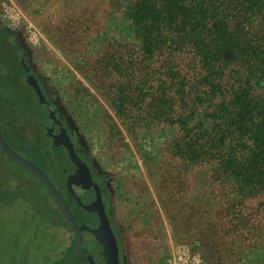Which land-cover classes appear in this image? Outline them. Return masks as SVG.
Returning a JSON list of instances; mask_svg holds the SVG:
<instances>
[{"label": "rangeland", "instance_id": "1", "mask_svg": "<svg viewBox=\"0 0 264 264\" xmlns=\"http://www.w3.org/2000/svg\"><path fill=\"white\" fill-rule=\"evenodd\" d=\"M109 5L110 0H0V25L26 49L83 151L107 174L131 264H264V193L227 197L203 161L189 164L172 153V128L157 120L146 123L137 107L125 118L116 114L110 101L115 83L98 59L110 49L113 34L126 37L128 31L121 18H109ZM32 109L39 134H28L32 151L20 153L40 164L33 154L39 150L51 163L56 149L48 131L56 121L36 117V106ZM10 174L18 183L5 193ZM0 179V230L9 248L7 231L28 234L34 206L44 203L46 192L1 151ZM40 208L53 222V209ZM38 242L44 243L37 236L31 244L34 259ZM45 243L53 264H61L65 255L54 237Z\"/></svg>", "mask_w": 264, "mask_h": 264}, {"label": "trees", "instance_id": "2", "mask_svg": "<svg viewBox=\"0 0 264 264\" xmlns=\"http://www.w3.org/2000/svg\"><path fill=\"white\" fill-rule=\"evenodd\" d=\"M109 8L128 31L113 34L98 59L115 83L116 114L125 118L137 107L146 123L172 128V153L189 164L203 161L227 197L264 193V0H110ZM17 45L0 25V130L21 155L32 107L36 117L56 120ZM56 124L51 145L83 163Z\"/></svg>", "mask_w": 264, "mask_h": 264}, {"label": "flooded vegetation", "instance_id": "3", "mask_svg": "<svg viewBox=\"0 0 264 264\" xmlns=\"http://www.w3.org/2000/svg\"><path fill=\"white\" fill-rule=\"evenodd\" d=\"M8 33L11 34L18 43L14 34ZM17 46L21 49L22 55L28 61V65L26 66L27 71L36 76V81L42 89V94L49 101L50 111L55 115V120L58 122L59 127L66 130L77 156L81 162L84 163L76 165L73 162L65 160L64 158L67 157V155L64 154L60 148H56V152L54 151L55 156L52 158L51 163L46 161L47 155L43 156L39 154V158L35 157L39 160L40 164L27 160L13 150L23 159L38 167L47 176L56 190L60 193L73 215L81 231L82 243L72 264H131L128 249L126 250L125 248L124 232L114 214L113 204L115 203V199L109 194L107 174L99 172V170L95 168L96 166L93 161L90 160L83 151L65 114L49 94L48 87L41 76L31 65L25 51L26 49L19 43ZM42 113L43 111H41V114ZM35 123L36 122L33 121L31 127L28 130H26L27 128L25 129V132H28L31 137L32 135L36 136L35 130L40 129V125H36ZM34 126L38 128L36 129ZM53 133L56 134L57 132L53 131ZM49 138L51 139L49 145H51L53 139L52 137ZM23 152L26 153L29 152V150L26 149ZM58 157H60L59 160ZM41 163L43 164L41 165ZM16 165L20 168L22 167L17 163ZM76 167H78V171H76ZM22 169L26 170L23 167ZM26 171L35 178L37 183L46 192L44 203L39 202L38 205L34 206L37 208L35 209V213L32 214V228L28 234H24L18 230L15 236L13 232L7 231L6 238L12 239L11 247L8 248L6 247L7 244L4 245L2 231L0 230V264H53L55 258L53 254V256L51 255V245L45 243L51 235L60 247V254L64 253L65 255V259H63L61 264H67L74 250V232L44 184L30 171ZM15 175L16 174H10L5 179V185H7L5 188L6 191L4 190L5 193L8 191L11 192L14 185H17L18 182H15V179H17ZM68 176H70V179ZM34 201H36L35 204H37L38 200H31L30 205H33ZM8 203L11 204L10 201H8ZM42 205H47V208L50 210L53 209L55 213L53 222L41 216L42 208H40V206ZM22 215L21 222L26 215V211ZM21 229L24 230L23 228ZM37 236H39V239L44 241V243L38 242L39 245L37 244L36 247H32L39 251V256L34 259L30 250L31 244Z\"/></svg>", "mask_w": 264, "mask_h": 264}, {"label": "water", "instance_id": "4", "mask_svg": "<svg viewBox=\"0 0 264 264\" xmlns=\"http://www.w3.org/2000/svg\"><path fill=\"white\" fill-rule=\"evenodd\" d=\"M0 149L14 162L25 168L26 170L30 171L32 174H34L46 187V189L49 191L51 197L61 210L62 214L64 215L65 219L69 223L71 229L74 232L75 235V242H74V250L71 255V257L68 260L67 264H72L73 259L76 257L80 250V246L82 243V235L81 231L71 214L67 204L65 203L64 199L60 195V193L56 190V188L53 186L51 181L47 178V176L34 164L31 162H28L27 160L23 159L21 156H19L17 153H15L5 142L1 130H0Z\"/></svg>", "mask_w": 264, "mask_h": 264}]
</instances>
